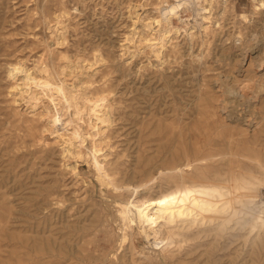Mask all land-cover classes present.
<instances>
[{"label": "rangeland", "instance_id": "obj_1", "mask_svg": "<svg viewBox=\"0 0 264 264\" xmlns=\"http://www.w3.org/2000/svg\"><path fill=\"white\" fill-rule=\"evenodd\" d=\"M135 1L141 0H0V264H127L131 257L145 264L147 257L155 258L167 240L147 242L133 212L128 219L119 203L134 196L128 185L142 183L143 167L155 181L142 187L139 197L171 187V148L179 135L194 144L211 135L231 137L235 151L213 144L205 149L211 157L205 163L222 169L230 154L234 169L262 180L251 216L238 218L236 235L229 236L235 251L226 256L236 258L233 264H264V174L256 167L264 161V0L207 1L206 21L198 18L200 25L193 18L189 30L182 27L166 36L159 26L133 23ZM166 1L171 6L173 0H145L149 9L141 17L161 18L160 9L170 7ZM256 5L263 8L251 14ZM243 12L250 20L240 17ZM22 65L64 81L72 98L62 99L58 108L69 127L88 133L94 102L107 104L112 120L96 136V154L121 187L99 178L92 138L83 156L66 155L44 115L49 101L44 98L36 108L14 92ZM135 167L140 169L132 175ZM258 232L263 241L254 243L250 256V237ZM227 240L222 237L221 243ZM111 251L106 262L100 259ZM217 257L198 264H217Z\"/></svg>", "mask_w": 264, "mask_h": 264}, {"label": "bare ground", "instance_id": "obj_2", "mask_svg": "<svg viewBox=\"0 0 264 264\" xmlns=\"http://www.w3.org/2000/svg\"><path fill=\"white\" fill-rule=\"evenodd\" d=\"M196 1L200 2L201 0H173V2L171 3V6H170V3H168L166 1L165 2L166 5H168L170 7L167 10L164 8H163V10L160 9L161 10V18L151 17L149 20H145L141 17L142 12L149 9V6H147V3L145 2V0L135 1L134 3H132V5L130 4L131 5L130 10H133L132 11L133 14L136 13L135 16H132L133 17V23L137 24L139 21H142L141 24H142L143 28L150 26L153 29L156 26H159V28L157 30H161V32L163 31V34H165V36L169 35L170 34L169 32L172 30L177 31L180 28L182 29V27L183 28L184 27L185 28L190 27L189 23H191V20L193 18L199 24H200V21L198 20V18H201L202 20L205 19V21L208 19L205 14H202V12H205L204 10L206 7H204L203 4H201V3H200V5H196L194 3ZM208 1L210 3L212 2V0H208ZM160 8H161V6H160ZM262 8H261V6L256 5L255 8H253L251 10V14L255 13L257 10H261ZM141 9H142V11H140ZM189 9L191 11H193V15L186 16V11ZM60 10H62V9H60ZM152 15H153V13H152ZM240 15H241L240 17H242V18L250 20V16H249L248 12H243ZM136 16H137V18H134ZM191 31H190V33H191ZM130 35H132V34H130ZM174 35H172V36H174ZM187 35H188V33H187ZM132 37H133V35H132ZM151 37H150V39H152ZM141 38L142 37H140V39ZM143 39H146V38H143ZM148 41H150L152 43L161 42V41H157V40H155V41L154 40H148ZM174 43H176V42H174ZM161 44L159 47L162 46ZM155 45H153V46H155ZM163 47H165V43H164ZM252 47L250 46V48H249V51L251 53H252V51H251ZM150 50H152V49H150ZM64 54L66 55V53H64ZM98 55H100V54H98ZM157 55H159V54H157ZM61 56H63V55H61ZM63 57H65V56H63ZM98 58H100V57L98 56ZM162 58H164V57H162ZM69 62H71V61H69ZM86 62H88V61H86ZM96 62L97 61H95V63ZM161 63H162V61H161ZM163 63H164V61H163ZM67 64L68 63H66V65ZM68 65L70 66V63ZM35 68L37 69V66ZM90 68H92V67H90ZM23 69H25L23 76L20 77L19 80L16 81L15 84L13 85L14 92H16V94H19L20 96H23V97L27 96L29 98V102L31 100L33 103H35V105H37V107L35 106L36 108H38L39 101H43L44 98L49 101L50 106H46V104H44L45 110H46L44 115L47 117L49 125H51L48 127H52V129H53V131H51V132L55 133V137L58 139V142L59 141L61 142V144L63 146V148H61V149H64V151L63 150L62 151L64 153H66V155L68 153V154H71L74 156L75 155L83 156V154H84L83 153V146L85 145V142H87L86 141L87 138H89V137L92 138V142H93V146H94V148H93L94 152L92 155L93 157H91V155H90V157L94 159V165L98 171L99 178L102 180L103 183L111 184L114 186V188L121 187L122 183H120L116 179L113 180L111 177H109V174L106 172V170L103 167L104 161L103 162L100 161V159L98 158V155L96 154L97 153L96 151L99 148L98 146H100L99 145L100 140H98V138L96 136H97V134H100L101 132L102 133L105 132L106 127L110 124L109 122L112 120L110 117L111 114L109 113V108L106 106L107 104L102 106L103 102L97 103V101H95V102L93 101L95 104L92 106V113L93 114L91 115L89 122L87 120L88 123L85 121L87 123V127H89L88 133L86 131H83V127H76V126H72V125H71V127H69L68 124H70V123L65 124V121L63 120L64 118L60 113V110L62 109V107L58 108V104H60V101L62 99H65L66 101L71 102V98H72L71 95H70L71 96L70 97L66 93V85H65L64 81L61 80V78L59 80H53L47 76H43V75L39 76L38 75L39 72L36 73L35 70L32 69L31 67H27V66L22 65L21 66V72L23 71ZM9 71H10V69H9ZM45 73H47V72H45ZM50 73H52V72L50 71ZM82 73H83V71H82ZM92 73L94 74V72H92ZM59 75H60V73H59ZM15 76H16V74H15ZM86 76H88V75H86ZM25 78H27V80H25ZM64 78L66 79V77H64ZM79 81H80V78H79ZM28 82H30V83H28ZM82 83L84 85L85 82H82ZM71 86H73V85H71ZM76 89H79V88H76ZM104 92H102V93H104ZM19 95H18V97H19ZM15 97L17 98V96H15ZM73 98H75V97H73ZM100 98H103V97L100 96ZM99 100H101V99H99ZM32 102H31V104H32ZM63 102H64V100H63ZM14 103H16V102H14ZM90 105H92V104H90ZM70 106L72 107V104ZM35 107H33V108L36 109ZM82 113H84V112H82ZM32 115H34V114H32ZM45 116L44 117L42 116L40 118H45ZM88 116H90V115L88 114ZM46 131H47V129H46ZM173 139H174V144H173V147L171 149L173 150L174 153H173V157H172L171 172H170V175L168 174L169 175L168 180H169V183L171 184L170 185L171 187H169V189H167L166 191L163 190V192H161L160 194L155 195V196H150V197L149 196H147V197L140 196L139 197V191L141 190V188L148 186V185L150 186V184H152L155 181V178H153V175L151 174V170L149 169V167L148 168L143 167L142 183L138 184L136 186H131V184L128 185L129 189L132 187L134 196L127 199V201H125V202L119 203L121 206V209H122L121 212L124 213L125 217L128 218L130 210L133 212L136 221L139 222L141 225V231H142L145 239L148 240L147 242L152 244L153 239L156 242L159 238H162L161 240H164V239L167 240L165 243V246L162 247L161 251L158 252V255L155 258L147 257L146 259H144L145 261L144 260L143 261L145 264H198V261H200V260L201 261L205 260L207 262H210L211 260H213V256L217 257V255H219L216 258L218 260L217 264H222V262L233 264L234 262L231 260V258H235V257L229 256V259L227 258V256L230 255L229 253H232L235 251V249L233 250V247L231 246V243L233 241H230L229 236H235L236 235L235 231L237 230V228H238L237 226L239 223L238 218H245L246 219L247 216H249V217L251 216L250 207H252V204L256 202L257 197H259V193H261V192H259V185L262 183V180H260V178H258L257 175H253L252 173L248 174L249 172L248 173L238 172L236 169H234L233 164L236 162V160H233L232 159L233 157H231L230 154L225 155L226 166L222 169H219L218 167H211L207 163H205V161L207 159H209V158L211 159L209 154L208 155L204 154L206 151L205 149H207L209 147L211 148V146H213V144H222V145L226 146L227 152H230L232 154L233 150L235 151V149L230 148V147H232V143H233L231 137H229V138L223 137V138L218 139V138H216V136L214 137L211 135L207 141L201 142V143H196V144H194L192 141H189V140L183 141V137L180 135L178 137L175 136ZM44 141H46V140H44ZM99 153H101V152H99ZM210 154L213 155L214 153H210ZM78 156H76V157H78ZM63 157H65V156H63ZM256 167L259 169L261 174H264V161H261V160L257 161ZM74 168L76 169V167H74ZM138 168L137 167L133 168L132 175L137 174ZM108 171H110V170H108ZM116 176H118V175H116ZM119 178H121V177H119ZM141 195H142V193H141ZM263 198H264V196H263ZM120 200H122V199H119V201ZM241 215H243V216L241 217ZM239 226H241V225H239ZM94 229H95V227H94ZM60 230H62V229H60ZM245 230H246V228H245ZM247 230L250 233L254 230V227L250 226V228H248ZM62 232H63V230H62ZM126 235H127V233H126ZM225 236L227 238H229V240H227L225 242V244H223V243H221V238L225 237ZM250 239H251L250 244L252 246L250 248H248L247 254L251 256V254L255 253V248L253 247L254 243L258 242L259 240L262 242L263 237L258 232V233H254L250 237ZM31 243H32V241H31ZM91 246H92V244H91ZM237 249H238V247H236L235 253H237ZM91 251H92V249H91ZM27 253H30V252H27ZM108 253L109 254H106L103 252V254L101 256H99V257H101L100 259L105 261L106 259H108L109 256L111 257L113 255L112 251L108 252ZM46 256H47V254H46ZM72 261H74V260H72ZM117 261H118V259L116 260V262ZM137 262H138L137 259H135L134 257H131L130 261H128L126 263L127 264H138ZM65 263H67V262H65ZM70 263H68V264H70ZM80 264H81V262H80Z\"/></svg>", "mask_w": 264, "mask_h": 264}, {"label": "built area", "instance_id": "obj_3", "mask_svg": "<svg viewBox=\"0 0 264 264\" xmlns=\"http://www.w3.org/2000/svg\"><path fill=\"white\" fill-rule=\"evenodd\" d=\"M208 0H201L200 2L196 1L194 2L196 5H200L201 4H206ZM222 1H225V0H222Z\"/></svg>", "mask_w": 264, "mask_h": 264}]
</instances>
